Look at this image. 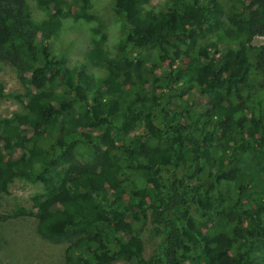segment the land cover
Listing matches in <instances>:
<instances>
[{
	"label": "trees",
	"instance_id": "trees-1",
	"mask_svg": "<svg viewBox=\"0 0 264 264\" xmlns=\"http://www.w3.org/2000/svg\"><path fill=\"white\" fill-rule=\"evenodd\" d=\"M110 1L113 57L103 36L89 67L69 68L46 42L90 0H35L37 27L25 0H0V64L26 111L0 121V193L16 178L44 187L21 215L67 243L62 264H264V45L251 44L264 0H164L156 15ZM147 214L159 241L145 260Z\"/></svg>",
	"mask_w": 264,
	"mask_h": 264
},
{
	"label": "rangeland",
	"instance_id": "rangeland-1",
	"mask_svg": "<svg viewBox=\"0 0 264 264\" xmlns=\"http://www.w3.org/2000/svg\"><path fill=\"white\" fill-rule=\"evenodd\" d=\"M30 11L32 23L37 27L46 19V12L39 10L35 0H25ZM69 1V0H67ZM110 0H90L87 17L62 19L58 30L46 42L50 53L62 57L67 67L79 64L89 67L86 53L104 36L103 48L109 58L113 57V43L118 37L116 19L112 13ZM151 14L164 10V0H150L144 7ZM252 46L264 45V39L257 37L251 40ZM154 53L145 56V67H150ZM97 82L108 76L105 70L90 68ZM156 73V72H155ZM150 83V82H149ZM149 83L143 90L149 92ZM25 89L18 81L13 68L0 64V121L10 120L25 113L23 96ZM253 97L247 101L250 109L255 108ZM180 107L182 102L176 101ZM78 160L87 164L94 162L92 153L81 147L75 151ZM230 185V184H229ZM226 189V185H224ZM45 189L38 183H29L16 178L7 188V193H0V264H62L66 242H51L41 238L35 230V220L31 216L21 215L29 212L32 200L44 195ZM141 244V255L146 260L156 250L159 238L154 235L148 214L138 228Z\"/></svg>",
	"mask_w": 264,
	"mask_h": 264
}]
</instances>
